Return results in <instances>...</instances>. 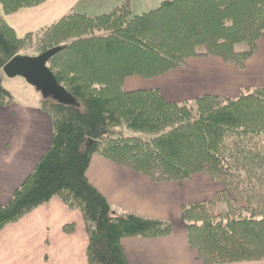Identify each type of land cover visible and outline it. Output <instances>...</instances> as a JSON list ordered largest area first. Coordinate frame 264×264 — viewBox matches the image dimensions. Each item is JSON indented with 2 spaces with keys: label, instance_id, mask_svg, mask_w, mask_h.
Segmentation results:
<instances>
[{
  "label": "trees",
  "instance_id": "obj_1",
  "mask_svg": "<svg viewBox=\"0 0 264 264\" xmlns=\"http://www.w3.org/2000/svg\"><path fill=\"white\" fill-rule=\"evenodd\" d=\"M44 2L0 5L11 15ZM263 34L264 0H166L141 15L123 0L99 16L72 11L23 39L0 18V71L27 46L61 47L48 68L76 102L41 98L52 121L50 146L0 205V234L58 197L83 215L89 264H129L124 239L170 235L167 222L113 215L87 177L92 157L100 155L155 182L197 174L222 182L211 201L183 208L191 248L204 264L264 261V86L238 98L205 95L183 104L167 102L158 90H123L129 77L155 78L189 58L220 57L243 69ZM12 104L1 85L0 108Z\"/></svg>",
  "mask_w": 264,
  "mask_h": 264
},
{
  "label": "crops",
  "instance_id": "obj_2",
  "mask_svg": "<svg viewBox=\"0 0 264 264\" xmlns=\"http://www.w3.org/2000/svg\"><path fill=\"white\" fill-rule=\"evenodd\" d=\"M164 1L143 0V4L148 9ZM122 2L46 0L39 7L10 16H6L0 5V18L22 39L72 11L99 16L110 13ZM132 3L134 8L135 0ZM263 86L264 34L243 69L220 57L189 58L184 66L155 78L129 77L123 89L158 90L167 102L183 104L205 95L238 98ZM40 101L34 105L12 104L0 108V205L11 199L49 149L52 121L42 112ZM87 177L107 199L114 216L135 215L172 225L168 236L124 239L122 244L129 264H204L189 244L183 208L211 201L223 187L220 181L208 174H197L182 182H155L100 155L92 157ZM77 211L55 197L18 223L8 225L0 234V264H89L85 221ZM71 224L75 229L65 230ZM31 241L36 245L31 246ZM235 264H264V261Z\"/></svg>",
  "mask_w": 264,
  "mask_h": 264
},
{
  "label": "water",
  "instance_id": "obj_3",
  "mask_svg": "<svg viewBox=\"0 0 264 264\" xmlns=\"http://www.w3.org/2000/svg\"><path fill=\"white\" fill-rule=\"evenodd\" d=\"M61 49V47H56L34 57L22 54L15 56L0 71V86L2 75L8 78L20 77L30 86L35 87L44 98H52L64 105H76L73 97L57 82L48 68V62Z\"/></svg>",
  "mask_w": 264,
  "mask_h": 264
},
{
  "label": "rangeland",
  "instance_id": "obj_4",
  "mask_svg": "<svg viewBox=\"0 0 264 264\" xmlns=\"http://www.w3.org/2000/svg\"><path fill=\"white\" fill-rule=\"evenodd\" d=\"M45 2H46V0H45ZM43 4H41V5H43ZM41 5H39V6H41ZM39 6H36V7H39ZM144 6H145V4H143V0H135L134 8H133V5H132L133 14H142L144 12H148L149 10H151V8L157 7L158 4L154 5L153 7H149L148 9H145ZM36 7H31V8H36ZM25 9H30V8H25ZM25 9H22V10H25ZM22 10H20V11H22ZM20 11L14 13V14H11V15H15V14L19 13ZM6 16H10V15H6ZM65 17H63V18H65ZM1 19H3L5 21L4 18H1ZM62 19H60V20H62ZM60 20H58V21H60ZM49 25H51V24H49ZM49 25H47V26H49ZM46 27H44L43 29H45ZM43 29H41V30H43ZM41 30H39V31H41ZM39 31H37L35 33H38ZM32 34H34V33H32ZM245 48H246L245 45L238 46V50H244ZM40 49H41V47L38 44L35 43L33 45L25 47L23 49V51L20 52V54L28 55V56H38V55L44 53V52H41ZM2 86L11 92V94L13 96V105H16V104L17 105H34L35 103H37V100H40L42 98V94L38 90H36L35 87L30 86L23 78H20V77L8 78L7 76H3L2 77ZM124 91L125 92H130V91H126V90H124ZM126 134L129 135V136H143V137L145 136L143 134H138V133H135V132L130 131V130H126ZM220 183L223 186L222 189H224L223 183L222 182H220ZM3 202L7 203L8 201H3ZM30 245L34 246V245H36V242L31 241ZM32 260L33 259H31L30 261H32Z\"/></svg>",
  "mask_w": 264,
  "mask_h": 264
}]
</instances>
